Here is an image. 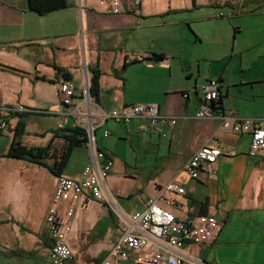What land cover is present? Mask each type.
I'll use <instances>...</instances> for the list:
<instances>
[{
  "label": "crops",
  "instance_id": "obj_1",
  "mask_svg": "<svg viewBox=\"0 0 264 264\" xmlns=\"http://www.w3.org/2000/svg\"><path fill=\"white\" fill-rule=\"evenodd\" d=\"M94 68L101 70L94 112L157 103L177 115L165 134L145 118L107 119L97 128V145L114 158L106 183L116 205L132 213L167 182H179L186 192L169 194L179 218L208 213L220 222L211 241L185 243L187 253L210 264H264V155L250 154L249 134L224 130L218 117L195 115L199 85L218 78L221 106L264 117V0H144L138 12L124 13L94 0H67L43 14L28 0H0V107L29 108L12 115L13 126L0 133L6 141L0 147V264H54L45 223L58 182L46 164L54 160L42 164L6 153L20 114L24 144L62 148V135L77 127L72 111L86 112L81 95ZM64 79L76 86L70 105L59 95ZM204 144L221 153L190 178L184 163ZM89 160L86 143L75 146L63 174L80 179ZM67 204L59 210L72 226V264H101L124 230L116 208L81 199L68 218Z\"/></svg>",
  "mask_w": 264,
  "mask_h": 264
},
{
  "label": "built area",
  "instance_id": "obj_2",
  "mask_svg": "<svg viewBox=\"0 0 264 264\" xmlns=\"http://www.w3.org/2000/svg\"><path fill=\"white\" fill-rule=\"evenodd\" d=\"M83 1L85 0H79L80 5ZM94 1L111 13H124L138 12L144 0ZM199 89L202 102L196 111V117H218L224 130L249 134L250 154L264 155V117L241 115L233 107L221 106L218 102L222 98L221 81L218 78L206 79L199 85ZM75 93L76 86L72 81L64 79L60 82L59 95L64 105L73 102ZM81 100L86 112L75 109L72 113L77 125L86 131L90 160L83 167L80 179L64 174L58 176L52 202L45 215L47 231L52 239L49 252L52 263L72 264L75 258L68 242L72 226L61 215L59 205L68 203L65 216L70 218L76 210V203L81 199H96L116 208L117 215L124 224V230L116 236L101 264H210L187 253L184 245L188 242L211 241L220 229L217 217L199 213L179 218L171 208L173 199L169 194H184L186 189L181 183L173 180L163 185L157 196L147 198L142 209L132 213L120 209L109 193L106 183L114 165V158L96 142V130L107 119L129 123L133 118H145L151 130L165 134L166 129L176 123L177 115L161 111L157 103H134L109 113L103 110L94 112V102L88 85L82 91ZM213 105L217 107L216 112ZM26 110L29 108L22 104L0 107V133L13 126L10 120L12 115ZM109 134V129H106L104 135ZM220 153L218 147L204 144L184 163L183 170L190 178H198L201 170L215 163Z\"/></svg>",
  "mask_w": 264,
  "mask_h": 264
},
{
  "label": "trees",
  "instance_id": "obj_3",
  "mask_svg": "<svg viewBox=\"0 0 264 264\" xmlns=\"http://www.w3.org/2000/svg\"><path fill=\"white\" fill-rule=\"evenodd\" d=\"M30 8L40 14L61 9L67 5V0H28ZM164 54H158L157 58H163ZM90 78L89 92L92 98L96 99L99 95L100 85L99 78L101 70L99 68L92 69ZM221 101V99H220ZM220 101H218L220 103ZM215 103V102H214ZM214 109H217L213 105ZM25 122L20 114L15 127V134L6 155L26 158L31 161L45 164L48 158L53 159L51 165L46 164L49 169L56 175H62L67 163L70 159L72 150L75 146L86 143V131L81 126L70 128L68 133H64L62 137L65 144L62 148H51L50 146L26 145L21 141L22 131Z\"/></svg>",
  "mask_w": 264,
  "mask_h": 264
},
{
  "label": "rangeland",
  "instance_id": "obj_4",
  "mask_svg": "<svg viewBox=\"0 0 264 264\" xmlns=\"http://www.w3.org/2000/svg\"><path fill=\"white\" fill-rule=\"evenodd\" d=\"M46 119H48V117H46ZM46 121H47V120H46ZM99 135H100V130L97 131V136L99 137ZM5 143H6L5 140L1 141V142H0V147L3 148V147L5 146ZM119 149H120V151H121L122 153L125 154L126 147H124V144H123V143L120 145V148H119ZM139 155H140V156H144V155H142V154H139ZM145 156L150 157V154H146Z\"/></svg>",
  "mask_w": 264,
  "mask_h": 264
}]
</instances>
